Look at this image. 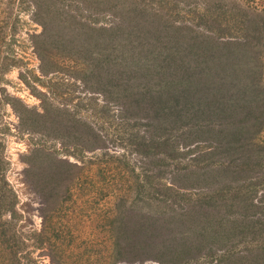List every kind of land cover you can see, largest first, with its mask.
<instances>
[{"label": "rangeland", "instance_id": "rangeland-1", "mask_svg": "<svg viewBox=\"0 0 264 264\" xmlns=\"http://www.w3.org/2000/svg\"><path fill=\"white\" fill-rule=\"evenodd\" d=\"M197 37L239 45L196 55L182 45ZM183 76L185 95L212 108L217 97L262 103L248 131L251 171L218 172L225 155L210 133L150 162L159 154L140 147L147 97L169 80L182 91ZM34 114L41 121L21 122ZM261 175L264 0H0V264H264L249 261L259 243L247 231L195 239L182 217L199 197L226 214L236 192L204 194L228 178L253 189L252 217L264 219ZM183 232L196 247L165 256L164 239L177 244Z\"/></svg>", "mask_w": 264, "mask_h": 264}, {"label": "trees", "instance_id": "trees-1", "mask_svg": "<svg viewBox=\"0 0 264 264\" xmlns=\"http://www.w3.org/2000/svg\"><path fill=\"white\" fill-rule=\"evenodd\" d=\"M222 23H218V29L222 30ZM216 27V24L212 25V28ZM195 35V34H194ZM234 45L231 41H214L211 39H204L201 37L187 38L183 45L186 49L196 50V55L206 56L207 51L211 49L228 48L230 49ZM183 85L185 88L181 91L177 88V85L173 80H169L167 84H164L162 88L151 92L147 97L149 101L146 110L152 113V124L148 123L151 127L150 132L141 139L140 147L146 150L147 154L158 155L159 157H151V163L158 164L164 162L163 158H168L170 155V148L178 141H186L191 143V140H197L199 135L210 133L215 134L211 137L215 142V151L221 150L224 153V161L218 172L221 170L230 175H241L251 171L254 168L256 160H259L254 154L251 153L253 148V139L248 135V131L253 126V122L256 123L257 117L254 113L261 108L262 103L259 99L247 101L241 103L240 99L231 100V102L225 104L221 103L218 97L210 99L215 102L214 108H212L205 97L196 98L194 93H191V97L185 95L188 90L191 89V85L188 83L190 77L183 76ZM180 85V84H179ZM11 106L18 110V101H10ZM24 110V107H21ZM137 108V106H136ZM225 110L227 116L219 115V113ZM31 112V111H30ZM26 110V113H30ZM35 118H23L21 122L24 124L29 123L34 125L36 118L41 121L38 114H34ZM241 117V118H239ZM35 119V120H34ZM215 124H214V120ZM209 120V121H206ZM212 120V121H211ZM221 126V129H215V127ZM212 126L213 129L210 128ZM132 129V128H130ZM127 129L126 132H130L131 138L137 139V130ZM207 129V130H206ZM210 131V132H209ZM135 142V141H134ZM136 147L139 143H136ZM158 151L157 153H155ZM226 162V163H224ZM264 175H261V177ZM203 180V179H195ZM207 180V179H206ZM248 183H254L253 179H246ZM264 181V179H258ZM194 181V180H190ZM237 179H219L215 190L209 191L204 194L208 199H212L216 194L221 195L222 192H228L227 196H230V191L236 192L238 197L230 196L223 204L227 208V213L208 211L204 206L202 198H196L194 202L189 200V204L184 211L182 217H187L189 224L193 229H190V235L197 238H204L205 233H213L214 235L226 236L229 241L235 238V235L241 236L244 231H247L252 238L256 239L258 247L256 251L249 257V261L253 259L260 261L264 258V219L262 216L253 218L251 210L258 206L254 204L253 198H250L253 194L251 187H241V181L238 183ZM214 184V182H213ZM212 184V185H213ZM256 184V183H255ZM194 186V185H189ZM251 186V185H249ZM204 191V190H203ZM182 197L186 195H181ZM224 196V197H227ZM188 200H184L186 203ZM225 207L223 209H225ZM254 208V209H255ZM226 212V211H224ZM181 216V215H180ZM151 218L149 219V221ZM197 220H200L197 222ZM196 221V222H195ZM209 224L205 225V222ZM195 222V223H194ZM203 223V224H198ZM150 229V228H149ZM208 230V231H207ZM189 234L183 232L180 237L177 236V244L168 243L169 238L164 239L166 244H163L161 251L164 255L173 259H177L182 256V253L187 250L195 248ZM197 242V241H196ZM198 243V242H197ZM168 244V245H167ZM193 248V249H194ZM160 251V252H161Z\"/></svg>", "mask_w": 264, "mask_h": 264}]
</instances>
